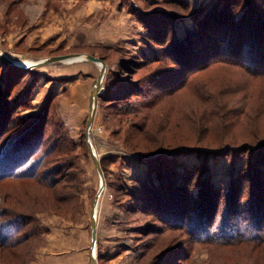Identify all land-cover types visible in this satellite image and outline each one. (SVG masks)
<instances>
[{
  "label": "rangeland",
  "instance_id": "rangeland-1",
  "mask_svg": "<svg viewBox=\"0 0 264 264\" xmlns=\"http://www.w3.org/2000/svg\"><path fill=\"white\" fill-rule=\"evenodd\" d=\"M218 1L0 0L3 53L33 61L90 54L106 63L89 130L105 173L96 217L98 264H264V239L200 241L204 226L188 231L193 217L166 214V224L140 209L144 188L159 184L152 161L144 158L151 149H163L173 161L168 188L184 187L191 210H202L209 190L225 197V190L240 186L237 180L253 181L255 151L247 148L264 138V76L219 64L175 93L163 90L171 85L166 79L138 88L130 105L110 100L131 95L157 67L173 69L166 45L191 39L199 47L204 37L198 22ZM157 57L167 66L151 63ZM21 69L0 60V104L17 107L18 117L2 138L10 139L32 120H45L41 145L50 154L42 149L32 155L29 171L20 176H6V168L0 172V264H92V208L101 176L86 129L100 65L63 61ZM218 97L225 108L205 104ZM228 111L234 117L225 119ZM220 142L233 150L198 151ZM255 178L264 186V175ZM245 191L250 199L251 188Z\"/></svg>",
  "mask_w": 264,
  "mask_h": 264
},
{
  "label": "trees",
  "instance_id": "trees-1",
  "mask_svg": "<svg viewBox=\"0 0 264 264\" xmlns=\"http://www.w3.org/2000/svg\"><path fill=\"white\" fill-rule=\"evenodd\" d=\"M198 24L204 37L203 43L199 47H194L190 43L191 39L180 40L181 42L179 41L178 44L175 41L168 46L166 45V52L174 56L170 66L173 69H164L163 66L157 67L152 72L153 78L150 81H141L132 93H129L131 95H126V93L110 100H119L123 101L126 106L130 105L128 102L131 101V98H136L134 95L139 94L138 88L151 85L158 86L161 80L166 79L167 84L171 81V85H166L163 90L166 89V93H175L186 88L202 72L209 71L219 64L242 69L253 77L264 76V0H220L204 13ZM161 32L160 30L159 33L161 34ZM159 33L156 32L157 35ZM159 37L155 36V39H160ZM166 56L170 55L167 54ZM1 62L19 70V67L7 64L2 60ZM164 62L167 66L168 61L163 57L151 59V63ZM30 70L32 69H21V71L26 72ZM208 102L207 100L205 104L211 109L213 107L212 110L225 108L223 99L220 101L219 97ZM9 107L0 104V125L2 124L0 127V138L2 139L0 172L5 173L3 168H6L9 172L6 176L14 177L20 176L27 169L29 171L27 164L32 155L42 149L46 155H49L50 152L47 151L46 146L41 145V141L46 137L44 130L48 126L45 120H32L10 139L2 138L12 120L15 117L18 118L16 115L17 107ZM134 111V109H128L126 112L132 114L135 113ZM224 116L225 119H228L231 116L234 117V113L228 111L225 114L224 112ZM26 120L23 119L20 124L24 125ZM221 142L215 144L217 147L215 145L209 147L208 144L206 148H201L198 151H212L221 154L227 150H233L227 145H221ZM53 147L56 149L59 145L53 144ZM156 149H151L144 157L148 162L152 161L153 165L150 171L156 174V179L159 181L158 185L151 183V187L144 184V187H148L144 188L146 197L140 209L145 214L155 215L157 219L165 218L166 224L169 223L167 217L169 214L171 216L181 214L188 219L193 217L194 226L190 227L188 231L194 233L196 228L201 225L204 226L203 231L206 235L198 237L200 241L234 244L264 239V186H262L263 183L258 185V179L255 178L264 175V138L260 139L255 147L247 148L250 152L255 151L256 175L253 181L246 183V181L237 180L238 182L235 183H239L240 186L234 185L235 187L232 186L233 188L230 190H225V197H221L222 192L215 195L209 190L208 194L205 195L202 210H191V206L186 205L184 200L187 197V190L185 191L184 187L179 188V190L185 192L177 191L176 187L175 190L168 188L170 183L167 175L170 173V164L173 161L169 159L163 149ZM37 166L40 167L41 165L38 164ZM187 171V175L190 176L192 172ZM251 182H253L252 187L249 185ZM246 188L252 190L250 199L248 196L246 197ZM247 205L249 207L244 210L247 215H244L242 213L243 207ZM163 213L165 215H162Z\"/></svg>",
  "mask_w": 264,
  "mask_h": 264
},
{
  "label": "water",
  "instance_id": "water-1",
  "mask_svg": "<svg viewBox=\"0 0 264 264\" xmlns=\"http://www.w3.org/2000/svg\"><path fill=\"white\" fill-rule=\"evenodd\" d=\"M0 60L4 61L7 64H10V65H13V66H16L19 68H26V69H33V68H36V67H39V66H42L45 64H49V63L63 62V61L68 62L69 60H71L72 62L88 60V61L96 62L100 65V72H99L96 84L94 85V87L92 89V93H91V97H90V112H89V118H88L87 129H86L87 144H88V147H89L90 152L92 154L93 160H94V162L97 166V169L100 173V176H101V185H100V189L98 191V194L95 198V201L93 203L92 220H91V234H92L91 263L92 264H98L97 255L94 254L96 251L97 234H98L96 217H97V206H98L99 197H100V195L104 189V185H105V173H104L102 166H101V160H100L98 154L96 153V150H95L93 143L91 142V140L89 138V130L91 129L93 119H94V115H95V111H96V104H97V98H98V94H99L100 85H101V83L104 79V76H105L106 63L102 58H100L98 56H94V55H90V54H78V53H68V54H62V55H55V56L40 59L38 61H33L31 63H28V64H24V63H20L17 59L12 58L9 55L0 51Z\"/></svg>",
  "mask_w": 264,
  "mask_h": 264
},
{
  "label": "bare ground",
  "instance_id": "bare-ground-1",
  "mask_svg": "<svg viewBox=\"0 0 264 264\" xmlns=\"http://www.w3.org/2000/svg\"><path fill=\"white\" fill-rule=\"evenodd\" d=\"M18 60V59H17ZM20 63H24V64H28V63H31V62H33V60H30V59H21V58H19V60H18ZM68 62H72L71 60H69ZM95 255H97V253H96V251H95V253H94Z\"/></svg>",
  "mask_w": 264,
  "mask_h": 264
},
{
  "label": "crops",
  "instance_id": "crops-1",
  "mask_svg": "<svg viewBox=\"0 0 264 264\" xmlns=\"http://www.w3.org/2000/svg\"><path fill=\"white\" fill-rule=\"evenodd\" d=\"M112 261H113V260H112ZM118 264H126V263H125V262H122V263H119V262H118ZM128 264H129V263H128Z\"/></svg>",
  "mask_w": 264,
  "mask_h": 264
}]
</instances>
